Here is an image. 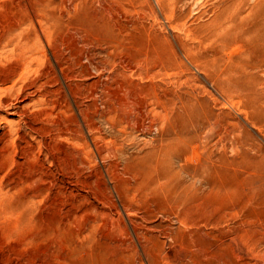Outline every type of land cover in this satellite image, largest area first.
<instances>
[{
	"label": "rangeland",
	"instance_id": "rangeland-1",
	"mask_svg": "<svg viewBox=\"0 0 264 264\" xmlns=\"http://www.w3.org/2000/svg\"><path fill=\"white\" fill-rule=\"evenodd\" d=\"M26 40L0 50V264H264V0H0ZM79 83L144 125L96 114L87 151Z\"/></svg>",
	"mask_w": 264,
	"mask_h": 264
},
{
	"label": "bare ground",
	"instance_id": "bare-ground-1",
	"mask_svg": "<svg viewBox=\"0 0 264 264\" xmlns=\"http://www.w3.org/2000/svg\"><path fill=\"white\" fill-rule=\"evenodd\" d=\"M23 19V18H22ZM17 23V22H16ZM27 25V24H26ZM19 26V25H18ZM25 27V26H24ZM33 28V27H32ZM25 29V28H24ZM32 31V30H31ZM24 33V32H23ZM33 34V33H32ZM255 35V34H254ZM250 36V35H249ZM27 37V36H26ZM256 37V36H255ZM12 39V38H11ZM11 39H10V41H11ZM256 39V38H255ZM257 41V40H256ZM3 43V42H2ZM1 42H0V50H2V49H5V48H7L8 46H10L11 48H9V51H10V55H14V57H20V59H22L21 57H23L24 58V56L26 55V51H27V49H28V42H27V40L25 41V42H23V43H21V46L19 47V45H16V44H14L13 42H5V44H2ZM17 43V42H16ZM34 44V43H33ZM15 46H16V48H15ZM36 49V48H35ZM255 49V48H254ZM253 49V50H254ZM6 50V49H5ZM38 50V49H37ZM8 50L6 51V52H9ZM39 51V50H38ZM5 52V51H4ZM2 53V52H1ZM89 53V52H88ZM28 54V53H27ZM6 55V54H5ZM4 55V56H5ZM86 55V54H85ZM90 55V54H89ZM88 55V56H89ZM89 58V57H88ZM26 59V58H25ZM90 59V58H89ZM34 60V59H33ZM91 61H94V60H91ZM61 62V61H60ZM83 62V61H82ZM96 62V61H95ZM35 63V62H34ZM90 63V62H89ZM24 65H22L21 66V68L23 67V69L26 67V63H23ZM40 67V66H39ZM86 68V67H85ZM22 69V70H23ZM124 69V68H123ZM245 69V68H244ZM1 70V69H0ZM21 70V71H22ZM31 70V69H30ZM88 70V69H87ZM21 71H19V72H21ZM132 71V70H131ZM30 72V71H29ZM33 72V71H32ZM35 73V72H34ZM78 73V72H77ZM102 73H103V71H102ZM110 73V72H109ZM119 73V72H118ZM147 73V72H146ZM152 73V72H151ZM32 74V73H31ZM38 74V73H37ZM82 74V73H81ZM86 74V73H85ZM131 74H132V72H131ZM141 74V73H140ZM149 74H150V72H149ZM11 74H9V76H10ZM17 75H19V73L17 74ZM58 75V74H57ZM83 75V74H82ZM96 75V74H95ZM123 75V74H122ZM150 75H152V74H150ZM112 76V75H111ZM124 76H126L125 75V72H124V75H123V77ZM33 77V76H32ZM40 77V76H39ZM84 77V76H83ZM88 77V76H87ZM127 77V76H126ZM126 77H124V78H126ZM140 77V76H139ZM148 77V76H147ZM15 78H17V76H15ZM43 78V77H42ZM71 78V77H70ZM114 78H115V76H114ZM117 78V77H116ZM18 79V78H17ZM22 79H24L23 77H22ZM21 79V80H22ZM32 79V78H31ZM36 79V78H35ZM82 79V78H81ZM89 79V78H88ZM102 79V78H101ZM107 79V78H106ZM121 79V78H120ZM127 79V78H126ZM129 79V78H128ZM16 80V79H15ZM116 80H119V79H116ZM122 80V79H121ZM124 80V79H123ZM14 81V80H13ZM88 81V80H87ZM114 81H115V79H114ZM128 81H131V80H128ZM154 81V80H153ZM15 82V81H14ZM65 82V81H64ZM91 82V81H90ZM93 82V81H92ZM100 82V81H99ZM105 82V81H104ZM3 83V82H2ZM55 83V82H54ZM97 83V82H96ZM102 83V82H101ZM122 83V82H121ZM127 83H129V82H127ZM140 83V82H139ZM94 84V83H93ZM93 84H86V83H79V84H77L76 85V96H78V97H74V104H75V106H76V114H78V115H80L81 116V118H82V120L81 121H84L83 120V117L82 116H84L86 119L87 118H89V119H87L86 121L87 122H85L84 121V125H82V123L80 124V121L78 120V119H76V127H75V129H74V131H76L77 132V134L75 133V135H71L72 136V139L73 140H81L82 141V143L86 146V148L85 149H87V151L89 150V144H88V141L86 140V138H85V136H84V133H83V126L85 127V129L87 128L89 131L90 130H94V129H97L98 127L97 126H99V125H96V123H95V118L98 116V118H101L102 120H104L105 122L107 121V123L109 122L110 123V126H111V129L112 128H116V129H118V131H121V134L124 132V133H126V134H128V135H130V131L132 130V132H133V129L135 128V127H138V125H139V123H140V119H141V117H142V115H143V112L141 113V111H140V108H145V106H147V105H145V104H147L145 101H143L142 102V100H137L136 102L133 100V101H131L130 103L127 101V100H129L130 98L128 97L129 95H127L126 96V101L125 100H121V102H119L118 103V109L117 108H113V107H111V104L113 105V103L111 102H109V105H108V108L107 109H111V111H109V110H107L106 108H104V109H102V110H98L97 108V105H95V102H93V100H92V96H93V91H92V87H93ZM98 84H100V83H98ZM123 84V83H122ZM136 84V83H135ZM44 85V84H43ZM48 85V84H47ZM95 86L97 85V84H94ZM104 85V84H103ZM106 85V84H105ZM145 85V84H144ZM58 86V85H57ZM98 86H101V85H98ZM9 87H11V86H9ZM54 87V86H53ZM102 87V86H101ZM104 87H106V86H104ZM151 87V86H150ZM95 88V87H94ZM98 88V87H97ZM109 88V87H108ZM118 88V87H117ZM119 88H121V87H119ZM123 88H126L125 86L123 87ZM122 88V89H123ZM130 89H131V87H129ZM128 88V89H129ZM147 88V87H146ZM16 89V88H15ZM107 89V88H106ZM113 89H115V88H113ZM121 89V90H122ZM97 90V89H96ZM134 90V89H133ZM144 90V89H143ZM143 90H142V92H143ZM145 90H147L148 91V89H145ZM144 90V91H145ZM95 91V90H94ZM111 91H112V89H111ZM114 91V90H113ZM116 91V90H115ZM134 91H136V90H134ZM150 91V90H149ZM148 91V92H149ZM104 92V91H103ZM108 92V91H107ZM127 92H129V91H127ZM2 93V92H1ZM63 93V92H62ZM71 93V92H70ZM95 93V92H94ZM122 93H124V92H122ZM136 93V92H135ZM143 94H145V93H143ZM147 94H149L150 95V93H147ZM146 94V95H147ZM40 95V94H39ZM75 95V94H74ZM110 95V94H109ZM135 95V94H134ZM133 94H132V98L134 99V96ZM97 96V95H96ZM114 96V95H113ZM148 96V95H147ZM58 97V96H57ZM56 97V98H57ZM109 97V96H108ZM111 97V96H110ZM109 97V98H110ZM131 97V96H130ZM138 97V96H137ZM144 97V96H143ZM149 97V96H148ZM64 98H65V101L68 103L69 101H68V99H67V97H66V94L64 93ZM112 98V97H111ZM115 98V97H114ZM113 98V99H114ZM118 98V97H117ZM37 99V98H36ZM41 99V98H40ZM95 99V98H94ZM120 99H121V97H120ZM169 99V98H168ZM38 100V99H37ZM62 100V99H61ZM84 102H83V101ZM107 100H109V99H107ZM117 100V99H116ZM116 100H115V104H117L116 103ZM132 100V99H131ZM146 100V99H145ZM0 101H3V100H0ZM36 101V100H35ZM57 101V100H56ZM111 101H113V100H111ZM147 101V100H146ZM145 102V103H144ZM258 102L259 103H257L256 104V111L258 110L259 111V114H260V117H261V119L259 120V122H261V123H263L264 124V96H262L259 100H258ZM103 104H104V102H102ZM54 104V103H53ZM106 104V103H105ZM148 105H150L149 103H148ZM184 106V105H183ZM68 107V106H67ZM71 107V106H70ZM103 107H105V105L103 106ZM102 107V108H103ZM124 107H125V109H127L128 108V110L129 111H124V112H122L123 110H125L124 109ZM147 108V107H146ZM151 108V107H150ZM153 108H155V106L153 107ZM63 109V108H62ZM152 109V108H151ZM59 111H62V110H59ZM154 111V110H153ZM255 111V112H256ZM66 112V111H65ZM69 112H71V111H69ZM85 112H87V114H85ZM147 112L148 111H146L145 113L147 114ZM150 112V111H149ZM45 113V112H44ZM71 113H73V112H71ZM63 114V113H62ZM69 114V113H68ZM75 114V113H74ZM96 114H97V116H96ZM146 114H145V116H146ZM25 115V114H24ZM148 115H149V113H148ZM45 116V115H44ZM66 116V115H65ZM96 116V117H95ZM144 116V115H143ZM150 117H152V115L150 116ZM149 117V118H150ZM43 118V117H42ZM51 118V117H50ZM147 118V117H146ZM153 118V117H152ZM151 118V120L150 121H152L153 119ZM156 118V117H155ZM255 119V118H254ZM148 120V119H147ZM103 121V122H104ZM146 121V120H145ZM149 121V122H150ZM143 122V121H142ZM147 122V121H146ZM156 123H157V121H155ZM108 123V124H109ZM144 123V122H143ZM142 123V124H143ZM151 123V122H150ZM153 124L151 125V126H153V125H155L154 124V122H152ZM72 124V123H71ZM141 124V123H140ZM141 124V125H142ZM149 124V123H148ZM259 124V123H258ZM144 125V124H143ZM180 125H182V124H180ZM109 126V125H108ZM145 126H147V125H145ZM184 126V125H183ZM164 127V126H163ZM72 128H73V126H72ZM139 128V127H138ZM182 128V127H181ZM86 129V130H87ZM100 129H101V126H100ZM109 129H110V127H109ZM136 129V128H135ZM36 130V129H35ZM51 130H52V128H51ZM61 130V129H60ZM137 130H139V129H137ZM143 130V129H142ZM141 130V131H142ZM148 130V129H147ZM155 130V129H154ZM164 130V129H163ZM178 130H179V128H178ZM19 131V130H18ZM53 131V130H52ZM55 131V130H54ZM98 131V130H97ZM151 131V130H150ZM101 132V131H100ZM182 132H183V130H182ZM10 133V132H9ZM37 133V132H36ZM49 133V132H48ZM63 133H64V131H63ZM147 133V132H146ZM26 134V133H25ZM57 134V133H56ZM120 134V135H121ZM133 134V133H132ZM42 135V134H41ZM44 135V134H43ZM61 135V134H60ZM97 135V134H96ZM110 135V134H109ZM119 135V134H118ZM125 135V134H124ZM31 136V135H30ZM45 136V135H44ZM56 136V135H55ZM114 136V135H113ZM123 136V135H122ZM126 136V135H125ZM63 137V136H62ZM112 137V136H111ZM115 137V136H114ZM124 137V136H123ZM130 137V136H129ZM132 137V136H131ZM137 137V136H136ZM176 137V136H175ZM185 137V136H184ZM53 138V137H52ZM97 138H98V136H97ZM116 138V137H115ZM127 138V137H126ZM158 138V137H157ZM171 138V137H170ZM178 138V137H177ZM54 139V138H53ZM59 139V138H58ZM61 139V138H60ZM59 139V140H60ZM166 139H168V137L166 138ZM63 140V139H62ZM71 140V139H70ZM125 140H128V139H125ZM169 140V139H168ZM64 141V140H63ZM110 141V140H109ZM112 141V140H111ZM174 141V140H173ZM52 142V141H51ZM76 142H78V141H76ZM119 142V141H118ZM127 142H129V141H127ZM73 143H74V141H73ZM79 143V142H78ZM103 143H105V142H103ZM106 143H108V141L106 142ZM130 143V142H129ZM51 144V143H50ZM76 144V143H75ZM113 144V143H112ZM172 144V143H171ZM58 145V144H57ZM114 145V144H113ZM112 145V146H113ZM115 145H117V142H116V144ZM114 145V146H115ZM120 145V144H119ZM125 145V144H124ZM152 145V144H151ZM178 145V144H177ZM159 146H161V144L159 145ZM171 146V145H170ZM169 146V147H170ZM117 147V149L120 147H118V146H116ZM154 147V146H153ZM167 147V146H166ZM166 147H164V148H166ZM168 147V148H169ZM174 147V146H173ZM254 147H255V145H254ZM75 148V147H74ZM78 148V147H77ZM83 148H84V146H83ZM113 147H111V149H112ZM158 148V147H157ZM176 148V147H175ZM99 149V148H98ZM100 149H102L101 147H100ZM104 149V148H103ZM159 149H160V147H159ZM158 149V150H159ZM167 149V148H166ZM166 149H165V151H166ZM78 150V149H77ZM109 150V149H108ZM114 150H116V149H114ZM98 151V150H97ZM99 151H101V150H99ZM98 151V152H99ZM112 151H113V149H112ZM119 151V150H118ZM127 151V150H126ZM171 151H173V149H171ZM170 151V152H171ZM257 151V150H256ZM109 152V151H108ZM124 152V151H123ZM105 153V152H104ZM103 152H102V154H104ZM107 153V152H106ZM105 153V154H106ZM110 153V152H109ZM114 153V152H113ZM113 153H112V155H113ZM118 153L120 154V152H117V155H118ZM163 153V152H162ZM162 153H160V154H162ZM165 153H167L168 154V152H164L163 154L164 155H167V154H165ZM259 153V152H258ZM89 154V153H88ZM99 154V153H98ZM101 154V153H100ZM99 154V155H100ZM111 154V153H110ZM124 154H126V153H124ZM76 155V154H75ZM78 155V154H77ZM107 155V154H106ZM114 155H115V153H114ZM164 155L162 156L163 157V159H164ZM83 156V155H82ZM101 156V155H100ZM103 156V155H102ZM101 156V157H102ZM158 156V155H157ZM168 156H169V154H168ZM167 156V157H168ZM254 156V155H253ZM259 156V155H258ZM77 157V156H76ZM104 157H105V155H104ZM107 157V156H106ZM110 157H113V156H110ZM124 157V156H123ZM132 157V156H131ZM159 157H161V156H159ZM166 157V156H165ZM172 157V156H171ZM87 158H89V157H87ZM114 158V157H113ZM118 158V157H117ZM156 158H158V157H156ZM217 158V157H216ZM112 159V158H111ZM115 159V158H114ZM122 160V158H119L118 160ZM162 159V158H161ZM88 160H90V159H88ZM120 160V161H121ZM172 160V159H171ZM104 161V160H103ZM116 161V160H115ZM122 161H126V160H122ZM159 161H161V160H159ZM255 161V160H254ZM262 161V160H261ZM91 162V161H90ZM109 162V161H108ZM107 162V163H108ZM111 162V161H110ZM92 163V162H91ZM113 163V162H112ZM156 163H159V162H156ZM169 163H170V161H169ZM173 163V162H172ZM109 164V163H108ZM120 164H122V163H119V164H117L118 166L120 165ZM126 164V163H125ZM124 164V165H125ZM78 165V164H77ZM93 165V164H92ZM115 165V164H114ZM113 165V166H114ZM168 165V164H167ZM177 165V164H176ZM185 165V164H184ZM68 166V165H67ZM82 166V165H81ZM116 166V165H115ZM117 166V167H118ZM140 166V165H139ZM126 167V166H125ZM165 167H166V165H165ZM169 167V166H168ZM111 168V167H110ZM155 168H156V166H155ZM170 168V167H169ZM182 168H183V166H182ZM114 169H116V167L114 168ZM117 169H119V168H117ZM117 169H116V171H117ZM112 170V172H113V169H111ZM160 170V169H159ZM175 170H177V169H175ZM85 171V170H84ZM163 171V170H162ZM178 171V170H177ZM184 171V170H183ZM126 172V171H125ZM131 173H132V171H130ZM147 172V171H146ZM145 172V173H146ZM164 172V171H163ZM163 172H161V173H163ZM166 172V171H165ZM167 172H168V170H167ZM174 173L176 172V171H173ZM116 173H119V172H116ZM134 173V172H133ZM150 173V172H149ZM169 173V172H168ZM98 174V173H97ZM123 174V173H122ZM157 174V173H156ZM172 174V173H171ZM176 174V173H175ZM185 174V173H184ZM212 174V173H211ZM69 175V174H68ZM131 175V174H130ZM148 175V174H147ZM158 175V174H157ZM162 175V174H161ZM173 175V174H172ZM194 175V174H193ZM118 176V175H117ZM122 176H124V175H122ZM159 176V175H158ZM163 176H164V174H163ZM168 176H170L171 177V175H169L168 174ZM175 176V175H174ZM198 176V175H197ZM156 177V176H155ZM170 177H168V178H170ZM177 177V176H176ZM158 178V177H157ZM160 178V177H159ZM163 178V177H162ZM165 178V177H164ZM191 178V177H190ZM195 178V177H194ZM135 179V178H134ZM172 179H173V177H172ZM172 179H170V180H172ZM181 179V178H180ZM127 180V179H126ZM131 180V179H130ZM158 180V179H157ZM98 181V180H97ZM145 181V180H144ZM161 181V180H160ZM174 181H175V179H174ZM181 181V180H180ZM113 182V181H112ZM129 182V181H128ZM137 182H139V184H141V182L140 181H137ZM165 182H167V184H168V180L167 181H165ZM165 182H162V183H165ZM170 182V181H169ZM172 182V181H171ZM183 182V181H182ZM174 183V182H173ZM172 183V184H173ZM177 183V182H176ZM180 183V182H179ZM184 183V182H183ZM102 184V183H101ZM116 184V183H115ZM153 185H154V183H152ZM157 184V183H156ZM98 185V184H97ZM106 185V184H105ZM105 185H103V186H105ZM160 185H161V182H160ZM159 185V186H160ZM170 185L171 184H169L168 185V187H170ZM183 185V184H182ZM186 185V184H185ZM165 185L163 184L162 185V187H164ZM172 186V185H171ZM181 186V185H180ZM184 186V185H183ZM182 186V187H183ZM125 187V186H124ZM127 187V186H126ZM138 187H140V186H138ZM152 187V186H151ZM158 187V186H157ZM178 188V187H177ZM183 188H187V187H183ZM119 189V188H118ZM123 189H125V188H123ZM165 189H166V187H165ZM115 190V189H114ZM167 190V189H166ZM169 192V191H168ZM200 192V191H199ZM137 193V192H136ZM170 193H171V191H170ZM173 193V192H172ZM176 193V192H175ZM177 193H178V191H177ZM166 194H168V193H166ZM169 195V194H168ZM176 196H178L177 194H175ZM170 197V196H169ZM172 197V196H171ZM173 197H174V193H173ZM175 199V198H174ZM104 201V200H103ZM102 201V202H103ZM106 201V200H105ZM109 205V204H108ZM97 209V208H96ZM101 210V209H100ZM103 210V209H102ZM113 211H115V210H113ZM109 212V211H108ZM131 212V211H130ZM118 215V214H117ZM101 216V215H100ZM121 227V226H120ZM119 229V228H118ZM8 263V262H7ZM9 264V263H8Z\"/></svg>",
	"mask_w": 264,
	"mask_h": 264
}]
</instances>
